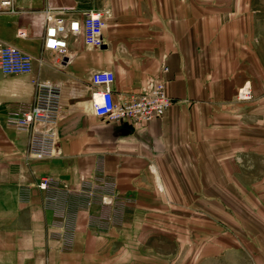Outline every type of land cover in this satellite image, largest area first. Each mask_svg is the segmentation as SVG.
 <instances>
[{"label":"crops","instance_id":"crops-1","mask_svg":"<svg viewBox=\"0 0 264 264\" xmlns=\"http://www.w3.org/2000/svg\"><path fill=\"white\" fill-rule=\"evenodd\" d=\"M12 3L0 43L34 70H0V264H264V0ZM73 5L107 11L103 47L81 35L45 47L42 11ZM101 70L117 102L153 79L173 104L143 124L103 120ZM40 81L62 86L59 152L45 159L28 154L33 130L7 124Z\"/></svg>","mask_w":264,"mask_h":264},{"label":"built area","instance_id":"built-area-1","mask_svg":"<svg viewBox=\"0 0 264 264\" xmlns=\"http://www.w3.org/2000/svg\"><path fill=\"white\" fill-rule=\"evenodd\" d=\"M6 11L14 12L12 0H0V13ZM42 12L45 18L46 48L65 52L70 35H81L85 44L90 47L99 48L105 45V9L80 11L73 5L47 7ZM18 35L27 37L28 32L20 29ZM0 70L8 75L31 74L34 70V57L16 45L0 43ZM115 80V73L111 70L96 71L91 77L93 109L103 120L143 124L163 117L173 104L166 83L153 79H149L142 90L129 100L117 102L113 89ZM251 97L250 85H243L238 91V98ZM62 115V86L51 81H40L37 83L34 102L12 112L7 118V124L18 130H33L28 154L33 158L45 159L59 152L57 127ZM55 185V181L48 177L39 183L44 190Z\"/></svg>","mask_w":264,"mask_h":264}]
</instances>
